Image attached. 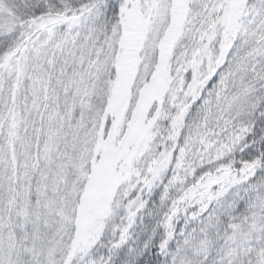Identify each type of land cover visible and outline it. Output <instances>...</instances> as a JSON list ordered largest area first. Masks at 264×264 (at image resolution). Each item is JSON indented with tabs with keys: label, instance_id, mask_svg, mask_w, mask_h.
Instances as JSON below:
<instances>
[{
	"label": "snow or ice",
	"instance_id": "snow-or-ice-1",
	"mask_svg": "<svg viewBox=\"0 0 264 264\" xmlns=\"http://www.w3.org/2000/svg\"><path fill=\"white\" fill-rule=\"evenodd\" d=\"M0 264H264V0H0Z\"/></svg>",
	"mask_w": 264,
	"mask_h": 264
}]
</instances>
